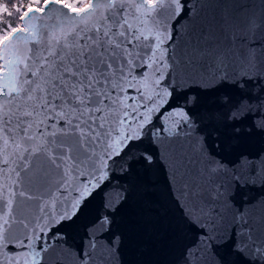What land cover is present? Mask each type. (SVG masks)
I'll use <instances>...</instances> for the list:
<instances>
[{
  "label": "snow or ice",
  "instance_id": "snow-or-ice-1",
  "mask_svg": "<svg viewBox=\"0 0 264 264\" xmlns=\"http://www.w3.org/2000/svg\"><path fill=\"white\" fill-rule=\"evenodd\" d=\"M94 2L85 19L70 11L78 0L18 4L29 31L0 48V264H122L113 218L129 189L145 205L161 196L172 205L159 226L174 243L196 233L180 264H234L215 251L227 246L264 264V151L236 152L253 111L248 90L264 91V35L247 50L217 44L181 56L171 33L167 43L146 38L129 0ZM156 15L154 26H168ZM247 23L264 30V20ZM225 88L239 100L198 122L192 109ZM208 123L216 127L205 134ZM252 123L264 132V111ZM90 215L75 244L65 229Z\"/></svg>",
  "mask_w": 264,
  "mask_h": 264
},
{
  "label": "water",
  "instance_id": "water-1",
  "mask_svg": "<svg viewBox=\"0 0 264 264\" xmlns=\"http://www.w3.org/2000/svg\"><path fill=\"white\" fill-rule=\"evenodd\" d=\"M136 6V12L143 18L145 24L146 38L152 36L157 43L162 40L167 43L168 34L173 38L169 48L175 50L178 55L191 56L193 49L214 48L219 45H228L233 48H245L253 40L259 41L264 35V30L253 32L247 21L255 17L258 21L264 20V0H129ZM97 4L94 0L79 8L71 9L81 19L91 16ZM187 12L183 15L181 9ZM161 9L163 11L161 12ZM161 16L168 26L161 23L154 26L153 22L158 21ZM182 15L180 23L173 30L170 25L176 19L177 14ZM30 20L25 19L24 13L20 18V26L12 30L0 41V48L14 42V34L24 35L29 31ZM159 33L160 35H157ZM162 46V45H160ZM0 71H3L0 69ZM248 98L253 102V111L249 117L238 126L242 128L240 134L241 144L236 152L257 154L264 151V132L257 131L252 121L264 111V91L258 88H249ZM227 93L232 98V103L222 107L217 102L219 94ZM223 93H209L203 96L200 102L192 109L197 121H201L202 112L219 110L226 116L228 108L240 98V93L234 88H225ZM182 103V101H181ZM259 109V110H258ZM175 111H179L176 109ZM144 122L142 121L141 124ZM216 127L213 123L201 126V131L207 134ZM231 125L222 127V133L230 132ZM244 128H251L250 133H245ZM135 126L131 129L135 136ZM122 145L116 144L117 150ZM235 155V154H234ZM233 155V158H234ZM130 183V181H129ZM125 180L115 182L112 187H124ZM248 196L255 197L259 190H245ZM99 197L97 198V203ZM163 205V209L161 208ZM161 211L169 215L175 212L172 205L163 196L159 204L145 205L135 196L134 190L129 189L128 200L121 206L114 216L113 232L123 237V245L120 249V260L122 264H180L185 244L194 242L196 233L188 231L187 239L174 243L168 233L160 228ZM151 218V219H149ZM92 219V216L82 217L72 229H65L73 237L75 244L81 243L83 226ZM217 253L231 259L234 264H249L243 257L236 256L231 247H217Z\"/></svg>",
  "mask_w": 264,
  "mask_h": 264
},
{
  "label": "trees",
  "instance_id": "trees-1",
  "mask_svg": "<svg viewBox=\"0 0 264 264\" xmlns=\"http://www.w3.org/2000/svg\"><path fill=\"white\" fill-rule=\"evenodd\" d=\"M89 0H78L73 9H79L86 5ZM27 0H0V41L12 30L20 26V18L23 12L17 7L18 4L26 6Z\"/></svg>",
  "mask_w": 264,
  "mask_h": 264
},
{
  "label": "rangeland",
  "instance_id": "rangeland-1",
  "mask_svg": "<svg viewBox=\"0 0 264 264\" xmlns=\"http://www.w3.org/2000/svg\"><path fill=\"white\" fill-rule=\"evenodd\" d=\"M150 1V0H149Z\"/></svg>",
  "mask_w": 264,
  "mask_h": 264
}]
</instances>
